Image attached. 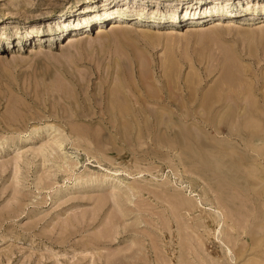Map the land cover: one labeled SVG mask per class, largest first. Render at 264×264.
I'll return each instance as SVG.
<instances>
[{"label": "rangeland", "instance_id": "rangeland-1", "mask_svg": "<svg viewBox=\"0 0 264 264\" xmlns=\"http://www.w3.org/2000/svg\"><path fill=\"white\" fill-rule=\"evenodd\" d=\"M248 1L264 0H0V264H264V200L203 164L226 135L205 117L264 112Z\"/></svg>", "mask_w": 264, "mask_h": 264}, {"label": "bare ground", "instance_id": "bare-ground-1", "mask_svg": "<svg viewBox=\"0 0 264 264\" xmlns=\"http://www.w3.org/2000/svg\"><path fill=\"white\" fill-rule=\"evenodd\" d=\"M227 1L228 0H225V5L227 4ZM214 3H217V2H214ZM222 3L219 4V2H218L217 5L213 6L214 10L222 8L223 7ZM87 6H89L87 8L88 10L91 9V5H87ZM85 7L86 6H84V9H85ZM185 7L187 8V11H188L189 7L188 6H185ZM259 7L264 8V1H248L247 2V8H245V9L251 10V9H256ZM87 9H85V10H87ZM197 9H198V7H197ZM174 12H175V10H173V13ZM170 68H172V67H170ZM168 102L165 105L166 107L169 106ZM135 104H137V101H135ZM163 105H164V103H163ZM119 107L123 110H126V108H124L123 105H119ZM237 107H238L237 101L235 102V104L230 103L229 109L225 113L224 117L216 120L214 117H211V115H210V117L208 116V117H205L203 119L204 127L201 128V130L206 129V127L209 126V127H212L216 133L220 134V132H222L224 130L223 126L226 125V128H225L226 129V135L223 136V138L220 137L221 139L219 140V142L217 141L218 143H212L211 142V144H210L209 142H207V144H206L207 146H212V147L216 148L217 151L216 152H207L203 157V164H205V167H208L207 169L210 168L213 171L216 170L219 172L223 171V170H221L222 167H226V168H224V169H226V170H224V173H226L225 177L226 176L229 177L227 179L230 180L231 184L233 183V185H235L236 187L242 188V189L244 188L243 191H247L245 197L247 198V200H249V203L251 200H253L255 202H259V201L264 200V192L256 191V187L259 184H264V175H260L261 172L264 173V122H263L264 112L262 110L261 111L258 110L259 107L257 108L254 105L253 100H251V99L248 100L247 107H245V109H244V113L239 114L240 111L237 110L238 109ZM168 108L170 109V107H168ZM173 108H174L173 113L177 114V116L179 118H176V120H172V117H169L171 122L169 121V119L167 120V122L169 121L170 124L166 125L165 131L168 132V134L172 135L174 142H176L177 144L178 143L182 144L184 142L183 139L185 138V137L183 138V135L185 136V134L188 132V131L186 132L187 128H185L183 126L184 119L186 117V115H185L186 113L180 107L178 108V106H174ZM140 110H141V107L139 105L134 106V112L135 113L136 112L138 113ZM173 125H177L180 130L176 131L173 128ZM156 127L157 128L159 127V123L157 124ZM159 141L162 144H166V145H168L170 143L169 141L164 140L162 138H160ZM221 141L224 142V145L222 143H220ZM231 141H234L235 144H239V145L242 144L243 150L239 151L240 148L238 150V148L233 147V149H232L231 147H229ZM172 142H173V140H172ZM168 146H171V145L169 144ZM179 148H181V147H179ZM184 152L187 155L195 154L194 152L191 153V152L186 151V150ZM259 170H260V172H259ZM210 172H211V170H210ZM213 173L218 174L217 172H213ZM219 177L221 178V176H219ZM211 182H212V180H211ZM214 183L216 184L215 181H214ZM225 183H227L226 185L229 187L228 190L230 189L229 181L224 182V188L222 187L223 185H221V183H220L221 187H219V190H221L220 191L221 192L220 193L221 207H220V209H218L215 212H216V215L218 217H221V219H225L227 221V216L232 218V216H234V215H233V213H229V214L227 213L226 214L227 211L225 212L224 210H222L224 206L233 209L232 208V206H233L232 200H231V198L233 196H231V193L229 194L228 191H226ZM216 185H219V183ZM257 190H259V189H257ZM229 192H230V190H229ZM235 192L237 193L238 191L235 190ZM238 194H240V193H238ZM238 194H236V195H238ZM234 195H235V193H234ZM230 196H231V198H230ZM241 196H242V194H241ZM233 199H235V198L233 197ZM243 201H245V200H243ZM191 203H193L195 207L200 206L202 204L201 200H192ZM233 203L236 204L235 202H233ZM259 203H261V202H259ZM251 209H252V207H251ZM259 212H261V211H259ZM247 216H250V215H247ZM251 218H252L251 220L253 222L252 224H254L253 227L256 228V232L254 231V233H253L254 237L256 238L257 237L256 234H260V233L264 232V211H262L260 214H255V215L251 216ZM246 221L249 222L248 218L246 219ZM261 238L260 239L258 238L257 240H258V242H260L263 245L264 244V238H262V239Z\"/></svg>", "mask_w": 264, "mask_h": 264}]
</instances>
